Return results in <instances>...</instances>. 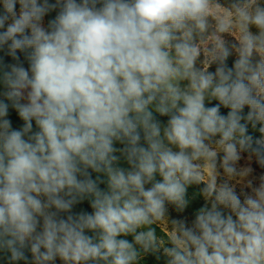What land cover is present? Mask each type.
I'll return each instance as SVG.
<instances>
[{
  "label": "clouds",
  "instance_id": "clouds-1",
  "mask_svg": "<svg viewBox=\"0 0 264 264\" xmlns=\"http://www.w3.org/2000/svg\"><path fill=\"white\" fill-rule=\"evenodd\" d=\"M0 7L3 264H264V0Z\"/></svg>",
  "mask_w": 264,
  "mask_h": 264
},
{
  "label": "rangeland",
  "instance_id": "rangeland-1",
  "mask_svg": "<svg viewBox=\"0 0 264 264\" xmlns=\"http://www.w3.org/2000/svg\"><path fill=\"white\" fill-rule=\"evenodd\" d=\"M210 70H214V69H210ZM11 118L13 119L14 122L16 121V116H15V114H12ZM14 126H18V125L14 123ZM253 166H254V167H257L255 164H254ZM259 171H264V170H259V169H258V172H259ZM101 187H103V185H102ZM195 191H196V189H190V193H193V192H195ZM198 202H199V204H202V203H203L202 200H199ZM196 206H197V205H196L195 203L192 205V207H196ZM80 208H83V205H79V206H77V210H79ZM162 227H163V226H162ZM151 261H152V258L149 257V258H148V264H151ZM0 264H1V262H0ZM21 264H23V262H21ZM57 264H59V261L57 262Z\"/></svg>",
  "mask_w": 264,
  "mask_h": 264
},
{
  "label": "trees",
  "instance_id": "trees-1",
  "mask_svg": "<svg viewBox=\"0 0 264 264\" xmlns=\"http://www.w3.org/2000/svg\"><path fill=\"white\" fill-rule=\"evenodd\" d=\"M0 11H2V7H0ZM231 63H232V58L229 59V65H231ZM225 111L226 110L222 109V112H225ZM162 119H166V118H162ZM254 135H258V133L254 134ZM83 208L86 209V210H88V211H90V207L88 206L87 202H85L83 204ZM0 262H1V264H3V261L2 260H0Z\"/></svg>",
  "mask_w": 264,
  "mask_h": 264
}]
</instances>
